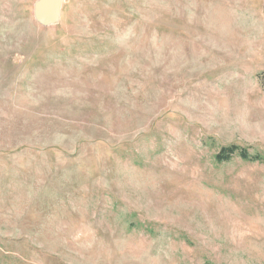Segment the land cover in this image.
I'll return each instance as SVG.
<instances>
[{
	"label": "rangeland",
	"instance_id": "1",
	"mask_svg": "<svg viewBox=\"0 0 264 264\" xmlns=\"http://www.w3.org/2000/svg\"><path fill=\"white\" fill-rule=\"evenodd\" d=\"M0 0V264H264V0Z\"/></svg>",
	"mask_w": 264,
	"mask_h": 264
},
{
	"label": "water",
	"instance_id": "2",
	"mask_svg": "<svg viewBox=\"0 0 264 264\" xmlns=\"http://www.w3.org/2000/svg\"><path fill=\"white\" fill-rule=\"evenodd\" d=\"M62 0H37L33 4L35 22L43 27L57 24L60 19Z\"/></svg>",
	"mask_w": 264,
	"mask_h": 264
},
{
	"label": "trees",
	"instance_id": "3",
	"mask_svg": "<svg viewBox=\"0 0 264 264\" xmlns=\"http://www.w3.org/2000/svg\"><path fill=\"white\" fill-rule=\"evenodd\" d=\"M260 81L264 85V74L260 75ZM233 155H238L242 160L264 164V157L261 155H251L246 149L234 145L222 148L218 154L215 155L214 159L216 162L229 161Z\"/></svg>",
	"mask_w": 264,
	"mask_h": 264
}]
</instances>
